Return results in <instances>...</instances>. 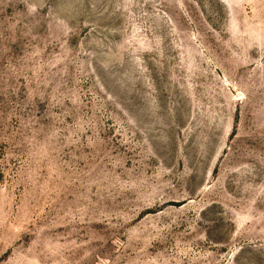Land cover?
I'll return each instance as SVG.
<instances>
[{"label": "rangeland", "instance_id": "374dc122", "mask_svg": "<svg viewBox=\"0 0 264 264\" xmlns=\"http://www.w3.org/2000/svg\"><path fill=\"white\" fill-rule=\"evenodd\" d=\"M0 264H264V0H0Z\"/></svg>", "mask_w": 264, "mask_h": 264}]
</instances>
